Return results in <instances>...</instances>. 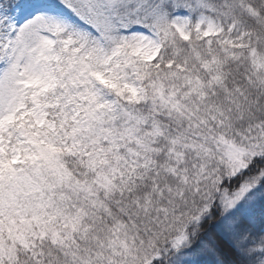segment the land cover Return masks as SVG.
<instances>
[{"label": "snow or ice", "instance_id": "obj_1", "mask_svg": "<svg viewBox=\"0 0 264 264\" xmlns=\"http://www.w3.org/2000/svg\"><path fill=\"white\" fill-rule=\"evenodd\" d=\"M0 264H264V0H0Z\"/></svg>", "mask_w": 264, "mask_h": 264}]
</instances>
